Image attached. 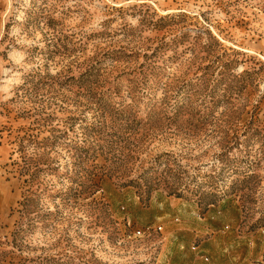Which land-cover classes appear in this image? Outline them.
Segmentation results:
<instances>
[{"label":"rangeland","instance_id":"obj_1","mask_svg":"<svg viewBox=\"0 0 264 264\" xmlns=\"http://www.w3.org/2000/svg\"><path fill=\"white\" fill-rule=\"evenodd\" d=\"M0 264H264V0H0Z\"/></svg>","mask_w":264,"mask_h":264}]
</instances>
